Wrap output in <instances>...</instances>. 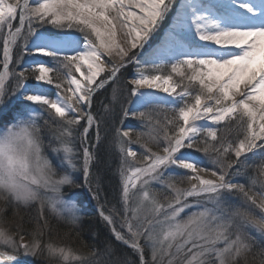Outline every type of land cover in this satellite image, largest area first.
Wrapping results in <instances>:
<instances>
[{
    "label": "snow or ice",
    "instance_id": "snow-or-ice-1",
    "mask_svg": "<svg viewBox=\"0 0 264 264\" xmlns=\"http://www.w3.org/2000/svg\"><path fill=\"white\" fill-rule=\"evenodd\" d=\"M174 6L164 41L141 61L137 57ZM0 36V104L14 80L13 90H23L24 99L43 110L31 111L33 119L47 113L72 133L86 121L83 136L95 126L97 143L93 96L111 82L103 113H113L121 69L135 65L120 123L134 118L141 127L113 130L122 209L113 205L106 214L99 193L92 195L115 239L137 252L140 264H149L145 246L151 264H264V0H0ZM16 48L15 64L26 65L19 72L10 68ZM30 77L52 86L55 98L27 88ZM2 113L0 121L15 118ZM96 159L83 148L90 191L89 165ZM57 203L55 214L77 225L75 199ZM189 208L196 210L182 216ZM42 228L37 223L25 243L0 215V248L46 251L56 264H127L111 242L103 251L51 239L45 245ZM10 251H0V264H19Z\"/></svg>",
    "mask_w": 264,
    "mask_h": 264
},
{
    "label": "trees",
    "instance_id": "trees-1",
    "mask_svg": "<svg viewBox=\"0 0 264 264\" xmlns=\"http://www.w3.org/2000/svg\"><path fill=\"white\" fill-rule=\"evenodd\" d=\"M131 72V68L122 69L119 74V87L122 92L118 95V99L114 102L111 107L114 108V112L111 114H104V105L109 104L112 99V83L110 82L104 89H100L93 97V104L91 107V112L94 116L100 120V135L101 141L97 143L96 141V129L95 126L90 129L88 134V143L90 151H94L97 159L90 164V179L89 187L84 183L83 167L80 173L75 174L74 184L71 186H66L64 188V193H72L77 196L78 202L83 207V213L78 224L73 226L67 222L66 219H61L60 217L54 215L48 209L40 208L36 203L29 206L18 205L14 207L16 209V214L22 217L20 224V234L27 236L28 238H33L29 233L32 231V227L35 228L36 224L42 226H48L50 229H54L57 235L62 237H67L68 242H63L65 245H70L75 248H95L103 251L105 249L106 243L111 242L115 249V255L120 258L121 261H127V264H137L140 262V256L137 252L133 251L131 248L120 244L115 240L112 234L109 232L107 224L102 220L98 212L90 205L87 200L85 188L89 193L90 199L94 205L98 206L97 200L93 198V193L98 192L100 196V203L105 204L106 213L113 207H116L117 211L122 209L121 202V181L120 176L117 171L119 165V154L118 149L115 146L113 140V130L116 127H121L123 124L120 123L122 119L121 105L124 102V97L128 91L127 85V75ZM103 118L101 119V117ZM8 117V116H7ZM47 120L50 126H55L58 124L56 118L49 117L48 114L44 116L43 123ZM132 128L139 130L141 123L139 120L131 119ZM11 119H6L5 123H9ZM125 121H123L124 123ZM42 123V124H43ZM1 125V124H0ZM82 129V128H80ZM45 138H49L48 133H45ZM135 139V135H133ZM134 149L142 151L138 145H133ZM155 151H161L160 147L153 146ZM51 152V151H50ZM249 174L252 173V169L248 170ZM99 174L100 187L97 188L96 176ZM243 182V177L241 178ZM44 210L42 214L40 211ZM47 221L45 225L44 222ZM44 228L42 229V231ZM46 233H44L45 235ZM253 235V234H251ZM257 241L260 240L259 236H256ZM52 240H55L54 238ZM63 241V240H62ZM264 244V241L261 242ZM145 260L151 264V255L147 248L144 251ZM140 264V263H138Z\"/></svg>",
    "mask_w": 264,
    "mask_h": 264
},
{
    "label": "clouds",
    "instance_id": "clouds-1",
    "mask_svg": "<svg viewBox=\"0 0 264 264\" xmlns=\"http://www.w3.org/2000/svg\"><path fill=\"white\" fill-rule=\"evenodd\" d=\"M72 138L73 133L63 124H42L30 114L0 129V201L9 197L21 204L39 201L55 214L60 207L57 202L66 199L64 188L74 184ZM49 151L60 158L66 171L53 163Z\"/></svg>",
    "mask_w": 264,
    "mask_h": 264
},
{
    "label": "rangeland",
    "instance_id": "rangeland-1",
    "mask_svg": "<svg viewBox=\"0 0 264 264\" xmlns=\"http://www.w3.org/2000/svg\"><path fill=\"white\" fill-rule=\"evenodd\" d=\"M180 3H181V0H176V5H179ZM175 11H176V7L174 6L173 10L169 13L168 17L162 23V25L165 24V27H163L164 31L163 32L161 31L162 34L161 35H157V33H158V30H157V32L150 39L148 45L145 46V48L142 50L140 55L137 57L138 59L143 61L144 59H146L149 56L150 52L154 48H156L157 46L160 45V43L163 41V39L166 36L168 27L171 25V23L174 20ZM163 28H162V30H163ZM2 40H3V37L0 36V70H2V64H3V44H2ZM18 54H19V49L18 48L14 49L13 50L14 60H13V63L10 65V68L14 67L16 72L22 71L23 68L26 67V65H24L23 63H21L20 65H16L15 64V59L18 56ZM109 67H111V66L109 65ZM129 67L131 68L132 72H130V74L127 75V77H126L127 81H129V80L134 78V72H135V65H128L127 68H129ZM25 86L27 88L33 90V91H45L46 90L47 94L49 95L50 98H52V99L55 98V90H54V88H52V86H41V85H39L38 82L33 81L31 79V77L26 82ZM7 87L9 89L10 94L6 97L5 104H0V109H3L2 115L6 114L7 112H10L11 110H14L13 115H15L14 116L15 117L14 121H15L19 117L28 116L31 111L41 112L40 110H38V108L40 107L39 105H33L32 102L26 101L24 99L23 90H21V91H14L13 90L14 87H15L14 80H10L8 82ZM22 102H24V103H22ZM5 105H6V107H5ZM10 117H13V116H10ZM10 119H13V118H10ZM131 119H133V118H128V119H124L123 120L125 122L123 123L122 130L127 131L129 126L132 127V122L133 121ZM56 120L58 121V118H56ZM41 123H43V122H41ZM8 125H6L4 127H0V129H4ZM86 126H87L86 125V121L82 120L80 125L75 126V128L73 129V138L72 139H73L74 148L76 150L75 162H76V172H77V174L80 173L81 168L83 167V148L89 146V144H88L89 141H87L88 138H85L83 136V128L86 127ZM80 128H82V129H80ZM46 139H48V138H46ZM48 154L51 157V159L53 160V163L56 164L57 167L61 169V171H66L67 170L65 168V166L62 165L61 160H60V158L57 155H54L50 151L48 152ZM204 166H207V161L204 162V164L202 165V167H204ZM175 171L177 172V174H182L183 173V170H175ZM201 174L205 175L207 178H213V177H211L210 173H203L202 172ZM241 178H238V179L241 181ZM182 186L183 187H187V183L185 182V184H183ZM64 195H65L66 199H69V200L75 199L76 204L80 208V215H81L82 208L77 203L76 196L73 195L72 193H64ZM34 203H36L41 208V205H40L39 201L31 202L28 205H23V204H20L19 202H15L10 197L7 200H5V201H0V215H2L3 218L7 221V226L16 235V239L19 240L20 237L22 236L23 237V241L25 243L29 242L32 238L30 239L27 236H24V235L20 234V224H21L22 217L16 214V212H15L16 209L14 207H16L18 205L29 206V205L34 204ZM42 209H48L50 211V209L46 205ZM42 209H41L40 212L43 214L44 210H42ZM195 210H196L195 208L185 209V212L182 213V216H187L190 212L195 211ZM54 215H56V214H54ZM107 227L109 229V232L114 237L113 233L111 232V227L109 225H107ZM116 227H117L118 230H122L119 227V221H116ZM43 228H44V230H43L42 239H43V242L45 243V245L47 244V242H49L50 239L52 240L53 238L55 239L53 241H55L57 244H59L61 246L65 245L63 242H68L69 238L62 237L61 235H57L56 232L54 231V229H50L48 226H43ZM31 229L33 230L34 227H32ZM44 233H46V234L44 235ZM251 234H253V236H255V237L257 236V233L255 231H252ZM141 243L143 244V241H141ZM145 247L147 248V250L149 251V253L151 255L150 249L147 246H145ZM0 251H10V250L6 249V248H0ZM10 254L11 255H16L19 260L25 261L28 264H56L55 258H51V260H50L48 258V256H47V252L46 251H42L40 254H37V255H31V254H28V253H24L23 250L21 249L18 252H11L10 251ZM138 263H140V262H138Z\"/></svg>",
    "mask_w": 264,
    "mask_h": 264
},
{
    "label": "bare ground",
    "instance_id": "bare-ground-1",
    "mask_svg": "<svg viewBox=\"0 0 264 264\" xmlns=\"http://www.w3.org/2000/svg\"><path fill=\"white\" fill-rule=\"evenodd\" d=\"M211 2H217V0H211ZM172 24V23H171ZM171 26V25H170ZM170 26L168 27V29L170 28ZM168 29H167V31H168ZM167 34V33H166ZM165 39V38H164ZM164 39H163V41H164ZM162 41V42H163ZM161 42V43H162ZM160 43V44H161ZM125 46H127V45H125ZM120 244H122V245H125V244H123V243H121L120 241H118ZM125 246H127V245H125ZM129 249H130V247H129ZM19 264H28V263H26L25 261H22V260H19Z\"/></svg>",
    "mask_w": 264,
    "mask_h": 264
}]
</instances>
